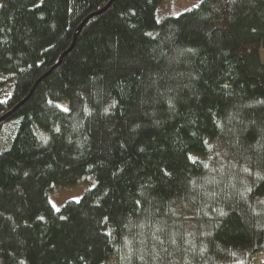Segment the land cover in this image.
I'll use <instances>...</instances> for the list:
<instances>
[{
    "label": "trees",
    "instance_id": "1",
    "mask_svg": "<svg viewBox=\"0 0 264 264\" xmlns=\"http://www.w3.org/2000/svg\"><path fill=\"white\" fill-rule=\"evenodd\" d=\"M160 2L0 0V264L264 251V0Z\"/></svg>",
    "mask_w": 264,
    "mask_h": 264
},
{
    "label": "rangeland",
    "instance_id": "2",
    "mask_svg": "<svg viewBox=\"0 0 264 264\" xmlns=\"http://www.w3.org/2000/svg\"><path fill=\"white\" fill-rule=\"evenodd\" d=\"M200 0H161L156 8L157 17L160 18L163 15L179 14L185 9L195 6ZM261 58L264 60V48L261 49ZM224 156V151L218 141H213L209 147V153L207 157L212 158L216 161H221ZM95 177H82L74 184H63L53 187V190L49 193V200L56 209L63 207L64 203L70 199L79 198L85 190L95 185ZM261 258H264V251L254 254L251 256V264L258 263ZM247 256L243 253H239L238 262H245ZM108 264H117L116 258L113 256L108 261Z\"/></svg>",
    "mask_w": 264,
    "mask_h": 264
},
{
    "label": "water",
    "instance_id": "3",
    "mask_svg": "<svg viewBox=\"0 0 264 264\" xmlns=\"http://www.w3.org/2000/svg\"><path fill=\"white\" fill-rule=\"evenodd\" d=\"M109 5V4H108ZM102 10V9H101ZM101 10H99V11H101ZM94 13H92V14H90L85 20H83V22H81L78 26H79V29H81L83 26V24H84V22H86L87 20H88V18L90 17V16H92ZM73 43H74V41H73ZM72 43V44H73ZM72 44H71V46H72ZM70 46V47H71ZM65 53V52H64ZM64 53L59 57V60H58V62L57 63H55L52 67H51V69L50 70H52L53 68H55L57 65H58V63L62 60L61 58H62V56L64 55ZM38 81V80H37ZM37 85V83L33 86V88L29 91V94L23 99V100H21L20 102H18L17 103V106H15L13 109H11V110H9V111H7L5 114H3L1 117H0V121H2V120H4V119H6V117L7 116H9V114L10 113H12L14 110H16L17 109V107L21 104V103H23L24 101H26L27 100V98L32 94L31 92L33 91V89L35 88V86Z\"/></svg>",
    "mask_w": 264,
    "mask_h": 264
}]
</instances>
